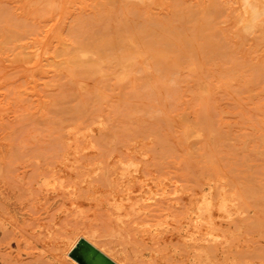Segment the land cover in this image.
Segmentation results:
<instances>
[{
	"label": "rangeland",
	"instance_id": "1",
	"mask_svg": "<svg viewBox=\"0 0 264 264\" xmlns=\"http://www.w3.org/2000/svg\"><path fill=\"white\" fill-rule=\"evenodd\" d=\"M193 180L264 264V0H0V264H70L77 227L128 246L112 207L129 221Z\"/></svg>",
	"mask_w": 264,
	"mask_h": 264
},
{
	"label": "bare ground",
	"instance_id": "2",
	"mask_svg": "<svg viewBox=\"0 0 264 264\" xmlns=\"http://www.w3.org/2000/svg\"><path fill=\"white\" fill-rule=\"evenodd\" d=\"M131 164H133V163H131ZM131 164H129V165H131ZM143 169H142V171H143ZM130 171L134 172L132 168L130 169ZM140 171H141V169H140ZM180 171H182V170H180ZM140 175H142V172L140 173ZM180 175L189 176V172H186V170H185V171H182L180 173ZM140 177H142V176H140ZM145 177H143L142 180L139 181V183L129 186V191L127 192L129 194L128 195L129 197H127L128 199L130 198V199H133L135 201H140L144 198L150 199V192H152L155 189H154V186H152L150 188V178L144 179ZM127 179H128V177H127ZM125 181H128V180H125ZM167 181H168V179H167ZM173 181H175V180H173ZM154 182H156V181H154ZM174 183H176L174 186L169 185L170 183L167 184V182L165 184H163V186L160 188L162 190L161 193L163 196L161 198H157V199L155 198L156 199L155 203H153L155 205V208H153L151 206L153 208L151 211L147 210L144 214L134 216L130 220L128 219L129 221H125L121 217V215L123 214V211H124V205H123L124 202L123 203L119 202L116 205H114V207H112V213H115L117 215L118 219L120 220V223L122 226V228H120V233L125 234L124 239H127V241L129 242L128 246H125L121 242H117L115 240L107 239L106 236L99 234L98 229H95L94 227L93 228H91V227L81 228V227L76 226L78 230H81L78 233L79 235L70 237V235L68 234L69 236H66V238H64V239H60L59 242L56 238V240H57L56 243H59V245H58L59 250L57 252L59 254V257H61L62 259L64 258L70 264H91L85 257H83L79 253V249L86 248L87 250H90L94 254L99 255V257L102 259V261L105 262L104 264H246V262H247L246 256L248 258V255L245 254L246 253L244 250L245 247L244 248L242 247V248L237 249V250L235 249L236 251H234L232 249V245L229 244L231 241V238H232L231 235L235 236V234H237L236 233L237 230H244V227L246 225V221H248V219L246 217L239 216L238 214H237L238 215L237 217L233 216V213L235 212V210L239 209V206L227 198L216 200L212 196V194L211 195H202L200 193V189H199L198 184L194 180H193L191 185L177 184V182H174ZM171 184H173V183H171ZM158 185H159V183H158ZM159 187H160V185H159ZM213 187H211V189ZM214 189L216 190V188H214ZM222 190H223V188L220 190L221 193H222ZM210 191H212V190H210ZM214 191H213V193L216 195V191L215 192ZM171 194H172V196H168ZM66 195H67V193H66ZM113 195H114V193H113ZM157 196H159V195H157ZM216 196H218V195H216ZM123 197H124V195H123ZM118 199H120V198H118ZM123 201H125V200H123ZM72 202L70 204H72ZM128 202H129L128 203V205H129L130 201H128ZM149 203H151V202H149ZM125 204H127V203H125ZM79 206H80V204H79ZM97 206H98V204H97ZM110 207L111 206L109 205V207H107V208L111 209ZM148 208H150V205H148ZM124 214H125V212H124ZM245 214H246V212H245ZM122 216H124V215H122ZM131 217H132V215H131ZM28 222L30 223L31 221H28ZM134 222H136L137 224H134ZM252 222H254V221H252ZM32 225L33 224H30L29 226L32 227ZM235 225L237 226L236 227L237 229L235 228ZM27 226H28V223H27ZM44 227H45V225H44ZM32 228L29 227L28 230H30V229L32 230ZM256 228H257V230H259V227H256ZM21 229H23V228L21 227L20 230ZM249 229H247L249 231L248 233L251 234L252 231H250ZM251 229H255V228L251 227ZM7 230H5V231H7ZM23 230H26V229H23ZM69 230H70V228H69ZM255 230L253 232H255ZM1 231H2V229H1ZM21 232H23V231H21ZM21 232H19V233H21ZM25 232H23V233H25ZM240 232L241 231H239L238 233L240 234ZM5 233L3 232V234H5ZM257 233H258V231H257ZM35 234H36V232H35ZM22 235H23V238H25L24 234H22ZM22 235H21V237H22ZM243 235L244 234H241V237ZM3 236H5V235H3ZM16 236L18 237L19 235H16ZM238 236L240 237V235H238ZM31 237H29V238H31ZM222 237H225V238H222ZM245 237L247 238V236H245ZM29 238L28 239L26 238L27 239L26 244L28 243V245H30V247H31V244H29ZM33 238H34V236H33ZM234 238H236V237H234ZM31 240H32V238L30 239V241ZM8 241H10V240H8ZM17 242H19V241L17 240ZM254 242H256V241H254ZM6 244H7V241H6ZM225 244H226V246H225ZM258 244L259 243H257V245ZM32 245H34V244L32 243ZM234 245H235V243H234ZM260 246L261 245H259V247ZM36 247H35V249H36ZM50 248H51V246H50ZM50 248H48V249H50ZM261 248H262V246H261ZM261 248H260V250H261ZM256 249L257 248H255V250ZM258 249H257V251H258ZM54 251H56V250H54ZM257 251H254V252H257ZM260 253L262 254V251ZM42 254H43V252H42ZM53 254H54V252H53ZM254 255L253 256L250 255V256L255 259L256 255H255V257H254ZM35 256L37 257V255H35ZM41 256L43 257V255H41ZM48 257H50V255ZM258 258L259 257L257 256V259ZM37 259H38V257H37ZM49 260H48V262H50L52 260V258L50 261ZM59 261L61 262L60 259H59ZM259 261H262V260H259ZM52 262H54V261H52ZM254 263L256 264V262H254ZM66 264H68V263H66ZM247 264H248V262H247ZM257 264H259L258 261H257Z\"/></svg>",
	"mask_w": 264,
	"mask_h": 264
},
{
	"label": "water",
	"instance_id": "3",
	"mask_svg": "<svg viewBox=\"0 0 264 264\" xmlns=\"http://www.w3.org/2000/svg\"><path fill=\"white\" fill-rule=\"evenodd\" d=\"M80 246V245H79ZM97 255V254H96ZM99 257V255H97ZM100 258V257H99ZM101 259V258H100ZM102 260V259H101ZM105 263V262H104Z\"/></svg>",
	"mask_w": 264,
	"mask_h": 264
}]
</instances>
